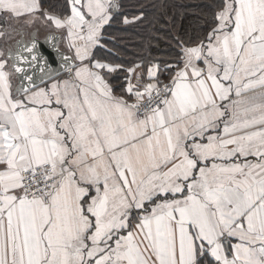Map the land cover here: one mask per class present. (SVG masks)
<instances>
[{
	"label": "snow or ice",
	"instance_id": "1",
	"mask_svg": "<svg viewBox=\"0 0 264 264\" xmlns=\"http://www.w3.org/2000/svg\"><path fill=\"white\" fill-rule=\"evenodd\" d=\"M116 7L71 0L60 18L0 0V14L65 29L74 49L68 78L28 76L16 99L0 59V264H264V0H226L171 83L129 81L127 99L92 58Z\"/></svg>",
	"mask_w": 264,
	"mask_h": 264
},
{
	"label": "trees",
	"instance_id": "2",
	"mask_svg": "<svg viewBox=\"0 0 264 264\" xmlns=\"http://www.w3.org/2000/svg\"><path fill=\"white\" fill-rule=\"evenodd\" d=\"M117 13L103 28L95 56L133 65H157L160 81L172 78L182 66L183 49L206 43L217 26V13L226 0H116ZM42 11L53 16L70 14L71 0H40ZM127 21V22H125ZM122 72L126 70L122 69ZM120 75L116 80H121ZM114 81V80H113ZM158 83V84H159Z\"/></svg>",
	"mask_w": 264,
	"mask_h": 264
},
{
	"label": "crops",
	"instance_id": "3",
	"mask_svg": "<svg viewBox=\"0 0 264 264\" xmlns=\"http://www.w3.org/2000/svg\"><path fill=\"white\" fill-rule=\"evenodd\" d=\"M84 0H82V3ZM112 10L110 9V13ZM112 16V13H111ZM57 17V16H56ZM63 18V17H60ZM110 22V21H109ZM40 23V24H39ZM107 25V24H106ZM105 25V26H106ZM104 26V27H105ZM37 30L39 37H44L47 33L49 32H58L62 34L63 37V42H62V47L65 49L67 52L73 55L74 57V49L69 47V38L67 35V31L65 29H57L55 28L51 22H46L42 16L36 14V16L32 18H20V19H13L9 16L0 14V52H3L4 55L3 57H0V59H7V66L6 70L9 71L10 76V84H11V92L12 96L14 99L21 97L22 93L15 94L14 89L16 85V74L11 68V63L9 59L7 58V51L9 48V45L12 44V42L16 41L19 37H21V32L25 33L26 36H28L32 31ZM13 34V36H12ZM102 35H103V29L101 32V36L99 39V43L96 47L92 49V58L94 61L98 60L101 63L107 64L111 67H114L116 70L113 72H108L107 69L101 70V75L104 76L105 81L112 87L113 90V95L116 96H124L125 99H127V95L124 91L126 89L127 84L129 81L136 86L139 87L141 90H143V86L147 85L148 83H156L158 84L160 81V74H159V67L157 65H149L145 66L144 65H133L127 68H124L118 62L113 61V60H106L104 58H100L99 56H95L96 52L95 50L99 46H103L101 43L102 40ZM79 43V42H77ZM207 43V42H206ZM78 62V61H77ZM154 66H157V72L156 76L154 78H149L148 76V70ZM202 66V65H201ZM124 69L126 70L125 72H122L121 70ZM130 69H135L134 72H130ZM120 75L121 80H116L117 76ZM137 77H139V83H137ZM61 78H68L67 73H62L58 76L53 77L52 79H49L48 81L38 85L39 87L42 88H49L51 86V83L54 82L55 80H59ZM114 80V81H113ZM32 89H30L31 91ZM225 104L228 103V101H224ZM243 159V158H241ZM248 160H255L254 157H248ZM3 166H0V169H2ZM239 241L236 238H231V243H238ZM229 249L228 242H225V252L227 253ZM231 258V257H229ZM154 259V257H152ZM207 264V262H206Z\"/></svg>",
	"mask_w": 264,
	"mask_h": 264
},
{
	"label": "water",
	"instance_id": "4",
	"mask_svg": "<svg viewBox=\"0 0 264 264\" xmlns=\"http://www.w3.org/2000/svg\"><path fill=\"white\" fill-rule=\"evenodd\" d=\"M117 7L112 10L113 13L118 11V2L115 1ZM33 40L36 41L37 47L33 49L32 53L23 52L22 55L29 58V62H15L13 59H9V53L15 54L17 52L19 45L31 46ZM63 37L61 33L58 32H49L44 37H39L38 31H32L28 36L25 33L21 32V37H19L15 42L12 48H8L7 58L11 63V68L16 74V85L14 93H21L19 89L23 85L24 87H29V81L26 77L31 76L32 83L35 85H40L41 78L44 79V82L49 80V76L52 78L58 76L57 73H64V64L65 61L63 57L73 58V55L67 52L62 47ZM36 55V62H31V55ZM14 63H19V66L24 69L23 73H17L14 70ZM41 68L44 70L41 71Z\"/></svg>",
	"mask_w": 264,
	"mask_h": 264
},
{
	"label": "built area",
	"instance_id": "5",
	"mask_svg": "<svg viewBox=\"0 0 264 264\" xmlns=\"http://www.w3.org/2000/svg\"><path fill=\"white\" fill-rule=\"evenodd\" d=\"M169 83H171V78H170L169 80H167V81H165V82L159 84L158 86H162V85H164V84H169Z\"/></svg>",
	"mask_w": 264,
	"mask_h": 264
},
{
	"label": "rangeland",
	"instance_id": "6",
	"mask_svg": "<svg viewBox=\"0 0 264 264\" xmlns=\"http://www.w3.org/2000/svg\"><path fill=\"white\" fill-rule=\"evenodd\" d=\"M115 1V0H114ZM112 10V9H111ZM40 24V23H39ZM12 36H13V34H12ZM13 45H14V41L12 42V44L11 45H9V47L10 48H12L13 47Z\"/></svg>",
	"mask_w": 264,
	"mask_h": 264
}]
</instances>
